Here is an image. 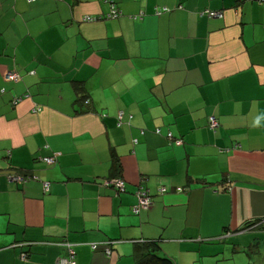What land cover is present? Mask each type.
Wrapping results in <instances>:
<instances>
[{"label": "crops", "instance_id": "obj_1", "mask_svg": "<svg viewBox=\"0 0 264 264\" xmlns=\"http://www.w3.org/2000/svg\"><path fill=\"white\" fill-rule=\"evenodd\" d=\"M2 88L0 264H57L65 242L74 264H138L142 243L173 264H264V2L0 0ZM139 186L152 205L134 215Z\"/></svg>", "mask_w": 264, "mask_h": 264}, {"label": "built area", "instance_id": "obj_2", "mask_svg": "<svg viewBox=\"0 0 264 264\" xmlns=\"http://www.w3.org/2000/svg\"><path fill=\"white\" fill-rule=\"evenodd\" d=\"M32 1V0H30ZM251 1H257L259 3H263L264 0H251ZM178 8H181L180 6ZM172 11L171 8H168L167 6L164 7H158L155 10V14L156 15H160L162 13H166V12H170ZM120 14L119 9L115 6V4L111 5L110 11L106 14H101V15H86L83 17V21L86 22H93V21H98L101 20L103 18H116L118 17ZM201 15H205L209 18H222L223 17V11L221 10H211V9H205L203 11L200 12ZM143 18V12L134 15L133 19H142ZM5 79L7 81H11V82H17L20 80L21 76L17 73V71H11V72H7L4 75ZM1 93L4 92V89L2 88ZM25 97H29V94L26 93ZM22 99V97H15L12 100V103H17L18 101H20ZM86 103L88 102L87 100L85 101ZM40 107L35 106V108L33 109L34 111L39 110ZM123 117H124V113L123 111H119L117 114V122L118 125H120L121 123H123ZM219 123L217 121V119L214 116H211L209 118V122H208V127L215 131L218 127ZM168 138L172 137V134L169 132L167 134ZM134 143H136V140H134ZM41 160L47 164V165H52L55 163L56 161V157L55 156H47V157H43L41 158ZM8 179L12 182H26L28 180H31L32 178H34L31 174H25V173H10L8 174ZM108 186H111L112 189H114L116 191V193H121L124 192L126 189V183L125 181L120 178V177H114V178H110L108 179V181L106 182ZM42 186H43V191L46 192L49 189V183L47 181L42 182ZM178 190H181V188H178ZM166 190L165 188H159L158 189V193H164ZM135 197H136V203L132 206V213L134 215H138L140 213V211L144 210V209H148L151 205H152V194L150 193V190L144 187L139 186L137 188V190L134 193ZM64 247L66 248V255L63 257H60L58 259L57 264H74V259H75V250H74V245L70 242H65L64 243ZM95 244H92V248L95 249ZM106 254H110L111 251L110 249L107 247L105 250ZM26 253H23V255H25Z\"/></svg>", "mask_w": 264, "mask_h": 264}, {"label": "trees", "instance_id": "obj_3", "mask_svg": "<svg viewBox=\"0 0 264 264\" xmlns=\"http://www.w3.org/2000/svg\"><path fill=\"white\" fill-rule=\"evenodd\" d=\"M117 125H118V122H117ZM121 125L122 123L118 126H121ZM115 164L117 163H114V165ZM114 169L117 171L118 165H115ZM110 178H114V177H110ZM152 246L153 244L149 245L148 243H142L136 248L134 256L138 264H173V262L170 259L160 256L157 253L153 252L154 249L152 248Z\"/></svg>", "mask_w": 264, "mask_h": 264}, {"label": "rangeland", "instance_id": "obj_4", "mask_svg": "<svg viewBox=\"0 0 264 264\" xmlns=\"http://www.w3.org/2000/svg\"><path fill=\"white\" fill-rule=\"evenodd\" d=\"M241 254H236L234 256H227L224 261H220L219 264H245L247 259H245ZM253 264V263H252Z\"/></svg>", "mask_w": 264, "mask_h": 264}]
</instances>
